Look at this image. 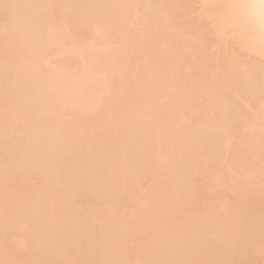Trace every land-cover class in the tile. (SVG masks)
I'll return each instance as SVG.
<instances>
[{"label":"bare ground","instance_id":"1","mask_svg":"<svg viewBox=\"0 0 264 264\" xmlns=\"http://www.w3.org/2000/svg\"><path fill=\"white\" fill-rule=\"evenodd\" d=\"M162 1L0 0V264L264 253L259 0Z\"/></svg>","mask_w":264,"mask_h":264},{"label":"rangeland","instance_id":"2","mask_svg":"<svg viewBox=\"0 0 264 264\" xmlns=\"http://www.w3.org/2000/svg\"><path fill=\"white\" fill-rule=\"evenodd\" d=\"M165 1H166V0H163L162 2L165 3V4H166V3L169 4V3L172 2V0H171V1L168 0V1H166V2H165ZM46 4H47V3H46ZM46 4H45V5H46ZM192 4H193V3H192ZM196 4H197V3H196ZM195 6H197V5H195ZM193 7H194V5H193ZM254 8H255V7H254ZM257 9H258V8H257ZM92 10H93V9H92ZM57 11H58V10H57ZM59 12H60V11H59ZM59 12H58V13L55 12L58 16L54 14V15H55V18L57 17V19H59V18L61 19V16L64 15V14H62V13H66V12H61V13H60L61 16H59ZM1 14H2V16H3V14L6 15L5 13H2V12H1ZM191 14H193V13H190V15H188V16L190 17ZM258 14H259V12H258ZM196 15H197V14H196ZM196 15H195V17L198 18ZM103 16H104V15H103ZM103 16L101 17V20H102V23H101V24L104 23V22H103L104 19H106V20L108 19V18H104V19H102ZM188 16H187V17H188ZM7 17H8V16H6L5 18H4V17H2V18H4V20H5ZM108 17H109V16H108ZM187 17H186V18H187ZM99 18H100V17H99ZM99 18H98V19H99ZM112 18H113V16H112ZM192 18H193V15H192L191 19H192ZM196 18H195V20H197ZM60 19H59V20H60ZM198 19H199V18H198ZM59 20H58V21H59ZM187 20H188L189 22L191 21V20H189V19H187ZM192 20H193V19H192ZM199 20H200V19H199ZM96 21H97V20H96ZM107 21L109 22V20H107ZM197 21H198V20H197ZM197 21H196V22H197ZM1 22H2V21H1ZM97 22H98V21H97ZM99 22H100V21H99ZM105 22H106V21H105ZM193 22H194V21H192V23H193ZM106 23H107V22H106ZM111 23H112V21H111ZM201 23H202V22H201ZM98 24H100V23H98ZM194 24H195V23H194ZM194 24H193L192 26H196V25L198 24V22L196 23V25H194ZM105 25H107V24L104 23V26H105ZM102 26H103V25H102ZM258 26H259V25H258ZM197 27H199V24L197 25ZM260 29H261V27H260ZM261 30H262V29H261ZM204 36H207V37H208V35H206V34H205ZM207 37H206V38H207ZM209 37H211V36H209ZM69 59H70V58H69ZM256 59L258 60V58H256ZM256 59H254V60H256ZM260 59L263 60V59L260 57L258 61H260ZM72 60H73V59H72ZM72 60H69V61L66 60V62H65V64L67 63V67H69V69H71L70 66H72V65H70V64L68 65V63H73L74 60H73V61H72ZM251 60H252V59H251ZM70 61H71V62H70ZM51 62H52V61H51ZM74 62H75V61H74ZM260 63H262V62H260ZM260 63H258V64H260ZM263 63H264V61H263ZM263 63H262V65L260 64V67L263 66V68H264ZM51 64H52V63H51ZM53 64H54V62H53ZM56 64H57V63H56ZM63 64H64V63H63ZM74 64H76V63H74ZM250 64H252V63H250ZM256 64H257V63H256ZM252 65H253V64H252ZM55 66H56V65H55ZM74 66H75V65H74ZM74 66H72V67H74ZM253 66H254V65H253ZM260 67L258 66V69H259ZM263 68H262V69H263ZM253 69H254V68H253ZM255 69H257V68H255ZM255 69H254V70H255ZM250 70H251V68H250ZM260 70H261V68H260ZM263 71H264V70H263ZM251 72H252V71H250V73H251ZM256 72H258V71H256ZM252 73H253V72H252ZM252 73H251V74H252ZM261 73H262V72H261ZM261 73L259 72L258 75H260ZM261 75L263 76L264 73H262ZM255 76H256V73H255ZM255 76H253V82H254V77H255ZM251 77H252V76H251ZM258 77H260V76H258ZM258 77H257V76L255 77V79H256L257 81H259V80H258ZM263 77H264V76H263ZM261 78H262V77H261ZM263 79H264V78H263ZM263 79H260V80H263ZM259 82H260V83H258V85L260 86V85H261V81H259ZM263 82H264V81H263ZM263 82H262V83H263ZM263 84H264V83H263ZM263 86H264V85H263ZM263 86H262V90L264 89ZM252 87H254V86H252ZM256 87H257V86H256ZM259 88H260V87H259ZM259 88H258V89H259ZM254 89H256V88H254ZM259 90H261V89H259ZM259 90H253V93L255 94V96H256V94H259ZM262 93H263V95H264V92H263V91H262ZM262 93H261V95H262ZM256 97H257V96H256ZM255 99H256V98H255ZM251 100H253V99H251ZM254 101H256V100H254ZM69 114H70V113H69ZM69 114H67V116H69ZM71 115H72V114H71ZM75 115H76V114H74V116H75ZM85 115H86V114H85ZM78 116H79V115H78ZM80 116H81V115H80ZM82 116H83V114H82ZM71 117H72V116H71ZM76 117H77V115H76L74 118H76ZM86 117H87V115L85 116V118H86ZM95 117H100V116H95ZM74 118H73V120H74ZM77 118H78V117H77ZM85 118L83 117L84 121L87 120V118H86V119H85ZM90 119H91V118H90ZM93 119H94V117H93ZM70 120H72V118H70ZM73 120H72V121H73ZM77 120H80V119H79V118H78V119H75V121H73V122L77 123V122H76ZM88 120H89V118H88ZM91 120H92V119H91ZM91 120H90V121H91ZM98 120H99V118H98ZM90 121H89L88 123H90ZM93 121H94V120H93ZM93 121H92V122H93ZM92 122H91V123H92ZM96 122H97V121H96ZM84 123H86V122H84ZM78 124H81V123H78ZM97 124H98V122H97ZM85 125H88V124H85ZM92 125L94 126V123L91 124V125L89 124V125L87 126V128H88L89 126H92ZM96 127H97V125H96ZM89 128H90V130L94 129L93 127H89ZM97 128H98V127H97ZM97 130H98V129H97ZM88 131H89V130H88ZM88 131H87V132H88ZM94 131H95V133H97V132H96V128H95ZM100 131H101V129H100ZM100 131H99V132H100ZM89 132H90V131H89ZM91 132H92V131H91ZM99 132H98V133H99ZM260 168H262V167L260 166ZM259 170H260V169H259ZM259 170H258V171H259ZM255 171H256V173H257V170H255ZM261 171H262V170H261ZM261 171H259V172H261ZM253 172H254V171H253ZM256 175H257V174H256ZM141 176H142V175H141ZM141 179H142V178H141ZM143 180H144V179H143ZM258 180H259V179H258ZM263 180H264V179L261 178V181L258 182V183H259V184H260V183H263V182H264ZM143 182H146V181L144 180ZM143 182H142V183H143ZM146 183H147V185H144V186H148L149 182L147 181ZM146 183H144V184H146ZM139 184H141V183H139ZM263 184H264V183H263ZM260 185H262V184H260ZM141 188H143V187L141 186ZM260 188H264V185L260 186ZM54 230H55V229H51V230H50L51 233H52ZM260 240H262V239H259V238H258V240L256 239L255 242L260 243ZM258 241H259V242H258ZM262 241H263V240H262ZM251 242L253 243V241H251ZM251 242H250V244H251ZM261 244H262V243H261ZM217 250H218V249H217ZM263 251H264V250H263ZM219 252H221V251H219ZM256 254H259L260 259H264V258H263L264 253H260V252H259V253H256ZM256 254H255V255H256ZM260 255H261L262 257H261ZM238 256H239V255H236V257L234 256L236 262L233 261L234 259H233V260L231 259V263L234 262L235 264H236V263L238 264L237 261H238L239 258L241 257V256H239V258H238ZM251 256L253 257L254 255H251ZM251 256H250V257H251ZM234 257H233V258H234ZM252 257H251L252 260L250 259L251 262L254 261L253 259L255 258V256H254L253 258H252ZM257 257H258V255H257ZM257 257H256V260H255V262H254L255 264H257L256 261H258V258H257ZM236 258H237L238 260H236ZM242 259H243V258H242ZM260 259H259L258 263H261V261H264V260H260ZM240 260H241V258H240ZM244 260H245V259H244ZM228 261H229V260H228ZM228 261H227L226 264H229ZM232 261H233V262H232ZM242 261H243V260H242ZM225 262H226V261H225ZM225 262H224V263H225ZM231 263H230V264H231ZM234 263H233V264H234ZM240 263H241V261H239V264H240ZM244 263H245V262L243 261V264H244ZM262 263L264 264V262H262ZM221 264H223V263L221 262ZM241 264H242V263H241ZM245 264H246V263H245ZM252 264H253V263H252Z\"/></svg>","mask_w":264,"mask_h":264},{"label":"clouds","instance_id":"3","mask_svg":"<svg viewBox=\"0 0 264 264\" xmlns=\"http://www.w3.org/2000/svg\"><path fill=\"white\" fill-rule=\"evenodd\" d=\"M259 7L262 12L260 26H261V29L264 30V0H259Z\"/></svg>","mask_w":264,"mask_h":264}]
</instances>
